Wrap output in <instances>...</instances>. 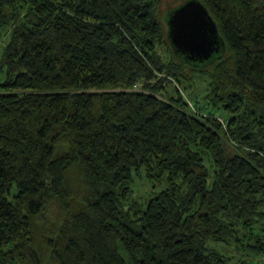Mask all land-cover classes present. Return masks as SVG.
Listing matches in <instances>:
<instances>
[{
	"label": "trees",
	"instance_id": "16d2710c",
	"mask_svg": "<svg viewBox=\"0 0 264 264\" xmlns=\"http://www.w3.org/2000/svg\"><path fill=\"white\" fill-rule=\"evenodd\" d=\"M200 1L206 63L161 0H0V264H259L264 0Z\"/></svg>",
	"mask_w": 264,
	"mask_h": 264
},
{
	"label": "water",
	"instance_id": "95a60500",
	"mask_svg": "<svg viewBox=\"0 0 264 264\" xmlns=\"http://www.w3.org/2000/svg\"><path fill=\"white\" fill-rule=\"evenodd\" d=\"M168 15V37L178 55L198 63L222 55L225 42L216 21L200 0H186Z\"/></svg>",
	"mask_w": 264,
	"mask_h": 264
},
{
	"label": "rangeland",
	"instance_id": "374dc122",
	"mask_svg": "<svg viewBox=\"0 0 264 264\" xmlns=\"http://www.w3.org/2000/svg\"><path fill=\"white\" fill-rule=\"evenodd\" d=\"M186 0H161L159 6L161 7V16L164 20L165 28L168 30V13L172 11L174 8L178 7L179 5L183 4ZM11 28H7L6 33L4 36L0 37V54L3 50L4 44L6 42V38L8 36V33L10 32ZM7 35V36H5ZM198 94H203L206 91L207 86V80L206 78H197V83H195ZM193 103V101H191ZM195 105V104H194ZM196 106V105H195ZM194 108V107H193ZM195 109V108H194ZM209 113V112H208ZM206 113V114H208ZM215 113H218V111H215ZM14 193L16 192L15 189H13ZM13 198V195L10 197ZM259 264H262L264 262V256H261L259 259Z\"/></svg>",
	"mask_w": 264,
	"mask_h": 264
}]
</instances>
